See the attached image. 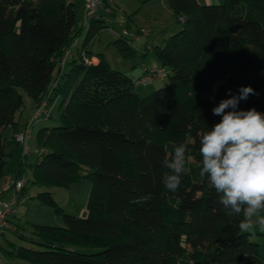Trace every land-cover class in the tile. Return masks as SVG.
Listing matches in <instances>:
<instances>
[{"label":"trees","instance_id":"obj_1","mask_svg":"<svg viewBox=\"0 0 264 264\" xmlns=\"http://www.w3.org/2000/svg\"><path fill=\"white\" fill-rule=\"evenodd\" d=\"M77 5L0 0V177L25 175L29 167L13 136L6 153L3 136L27 123L19 128L17 122L24 91L34 108L48 95L51 103L60 99L59 124L37 132L31 183L67 185L83 176L91 181L85 217L63 212L49 192L38 193L36 199L54 207L64 226L34 225L37 248L10 244L4 253L24 264H264L253 234L239 229L243 215L227 217L215 190L197 182L200 137L220 121L212 108L229 98L228 90L238 94L251 86L258 95L241 101L239 109L264 113V0H168L178 21L184 20L153 48L169 82L145 97L101 55L92 61L88 43L111 17L101 20L100 14L83 25ZM84 26L77 57L61 65ZM114 44L130 52L126 38ZM180 144L190 172L170 192L162 183L170 170L162 162ZM10 224L5 231L16 230Z\"/></svg>","mask_w":264,"mask_h":264},{"label":"rangeland","instance_id":"obj_2","mask_svg":"<svg viewBox=\"0 0 264 264\" xmlns=\"http://www.w3.org/2000/svg\"><path fill=\"white\" fill-rule=\"evenodd\" d=\"M120 1L124 2L123 4L126 5V8H117L113 3L111 4L104 0L102 10L104 13L113 16L114 19L112 18L111 23H106V27L98 31L97 35L89 41L88 47L90 46L93 49L92 52L94 55H101L111 69L130 77L135 92L140 97H145L155 90L165 87L169 80L162 79L147 83H137L141 75V69L144 67H161L153 48L162 46L168 36L177 33L181 29L182 24L173 13V17L169 19L165 10L161 8V4L156 3V1L151 5H148L149 1H140L139 3L137 0ZM213 1L214 3L222 4L225 0ZM105 8L112 12L106 11ZM77 13L81 20L83 13L82 2H79L77 5ZM171 22H174L176 27L171 34H165V32L159 30V28H164L166 23L170 24ZM87 29V26H84L83 31L76 39L80 46H82L86 37ZM140 29L148 30L150 34L141 35V33H139ZM123 30H127L132 34H134V31L139 30V32L134 35L140 37V43L135 41L132 36L123 35ZM122 38L128 40L127 45L130 52L127 54H123L118 49V46L114 44L117 40H122ZM72 50L74 51V49ZM21 94L25 106L31 99L24 91H21ZM52 98L53 95H51V99ZM59 104L60 99H56L52 103L49 100V105L52 107L50 118L40 120L33 127L30 140L31 152L27 157L29 167L25 173L26 179L30 181L26 184V190L24 191L28 200L26 204L13 214V216L11 215L9 217V220L14 224L16 230H7L3 235H0V256L5 262L24 264V262L19 259H10L9 256L4 253V251L8 252L12 249L10 244H13L15 247L37 248V246L33 244L38 241V237L34 233V225L64 226L62 215L57 213L54 207L41 204L36 199L38 193L49 192L57 205L67 214L78 217H85L87 215L86 202L91 190V181L88 177L83 176L67 185L41 186L31 183L33 180L32 167L37 161L39 149L36 138L37 132L43 127H52L59 124ZM9 134L8 130L3 132V136L5 137V151L7 154H10L12 151L11 137ZM13 155L9 158L14 159L15 155ZM6 174L9 173H5L0 177V190L3 188L4 176ZM260 215L264 214L260 213ZM253 223L254 228L248 231V233L253 234L250 236V239L259 244L260 255L264 258V229L259 226L255 218Z\"/></svg>","mask_w":264,"mask_h":264},{"label":"clouds","instance_id":"obj_3","mask_svg":"<svg viewBox=\"0 0 264 264\" xmlns=\"http://www.w3.org/2000/svg\"><path fill=\"white\" fill-rule=\"evenodd\" d=\"M212 108L221 117L199 140L201 157L198 183L207 182L219 196L218 203L229 218L243 215L241 232L253 230L254 218L264 229V113L255 108L239 109L241 101L258 95L251 86H242ZM163 166L170 170L162 183L170 192L181 185L182 175L190 172L186 147L174 145Z\"/></svg>","mask_w":264,"mask_h":264},{"label":"built area","instance_id":"obj_4","mask_svg":"<svg viewBox=\"0 0 264 264\" xmlns=\"http://www.w3.org/2000/svg\"><path fill=\"white\" fill-rule=\"evenodd\" d=\"M82 1H83V13H82L83 25L84 24L86 25L90 21L99 19L101 17L99 11L103 7L102 5L104 3V0H82ZM105 1L111 4L113 3L112 0H105ZM105 10L109 12L111 11L106 8ZM110 20L111 18H106V23H109ZM183 20L184 18L180 16L179 21L182 22ZM140 32L141 35H146L148 33V31L145 29H141ZM122 33L128 36H132V38L135 40L138 38V36L130 33L127 30H123ZM75 46H76V41H74L71 44V46L67 50H65L63 58L60 62L61 65H63L66 59L71 56V51ZM82 55L84 56L83 52ZM83 59L85 62L87 63L89 62V60L86 57H83ZM166 77H167V72L163 67L143 68L138 83H147V82H152L154 80H162L165 79ZM51 108L52 107L49 105V95H48L47 98L42 99L39 102V104L34 108L24 128L21 131L13 134V138L21 147L23 155L28 156L31 152L30 140L34 125L42 119H47L51 114ZM26 183H27L26 175H21L17 177L9 173L4 176V185L3 188L0 190V235L6 229L11 228V224L9 223V217L13 215L20 207L26 204L28 199L26 195L22 193V189ZM5 194L6 195L8 194V197H4ZM0 264H2L1 256H0Z\"/></svg>","mask_w":264,"mask_h":264},{"label":"crops","instance_id":"obj_5","mask_svg":"<svg viewBox=\"0 0 264 264\" xmlns=\"http://www.w3.org/2000/svg\"><path fill=\"white\" fill-rule=\"evenodd\" d=\"M140 1H143V2H146V1H149L148 2V5H151L152 3H155L154 1H156V3H160L161 4V8L163 9V10H165V13H167V15L169 16V19H171L172 17H173V14H172V11H171V9L169 8V5H168V0H137V2L139 3ZM159 1V2H158ZM198 1V3L199 4H218V3H214V1L213 0H197ZM77 2L79 3V2H82L83 3V1L82 0H77ZM112 2H113V4L117 7V8H126V5H124L123 3L124 2H121L120 0H112ZM215 2H217V1H215ZM150 3V4H149ZM147 5V4H146ZM168 9V10H167ZM170 9V10H169ZM170 11V12H169ZM99 13L102 15V17L100 18L101 20L102 19H104V17L106 16V14L104 13V11L101 9L100 11H99ZM111 17V20H110V22L109 23H111L112 22V18L114 19V17L113 16H110ZM116 19H117V17H116ZM79 20H80V17H79ZM81 22H82V17H81V20H80ZM175 23L173 22H171L170 24H167L166 23V25L164 26V28H159V30H161V32H165V34H171V32H173L174 30H175ZM141 30V29H140ZM148 31V30H147ZM139 32V30H136V31H134L133 33L135 34V33H138ZM131 33V32H130ZM139 33H141V32H139ZM148 34H150V32L148 31V33L146 34V35H148ZM164 38V37H163ZM140 37H138L135 41H137L138 43H140ZM82 48V46H80V44L77 42V40H76V46H75V48H74V51L72 50L71 51V54H72V57L70 58V59H68V60H66V63H68V62H70L71 60H73V59H75L76 57H77V55H78V52H79V50ZM88 52H90V53H92V61L93 62H97L98 61V58L93 54V52H92V48L89 46V47H87V49H86ZM68 68V66L66 65L65 66V68H64V70H66ZM143 69V68H142ZM142 69H141V71H142ZM34 105H35V103H34V101H29V103L27 104V105H25L23 108H22V110L18 113V115H17V122H18V127L19 128H21L25 123H26V121L29 119V117L31 116V114H32V111H33V108H34ZM6 130H8L9 131V135H10V137L12 138V136H13V133L11 132V130H10V128H8V129H6ZM11 149H12V144H11ZM3 179V178H2ZM4 197H8V194L6 195L5 194V196ZM13 216V215H12ZM9 222H11L10 220H9ZM12 223V222H11Z\"/></svg>","mask_w":264,"mask_h":264}]
</instances>
